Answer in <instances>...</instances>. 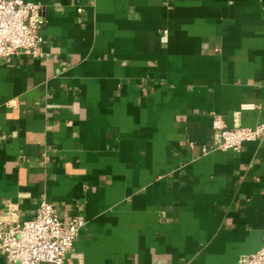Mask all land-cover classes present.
I'll use <instances>...</instances> for the list:
<instances>
[{
  "label": "crops",
  "instance_id": "crops-1",
  "mask_svg": "<svg viewBox=\"0 0 264 264\" xmlns=\"http://www.w3.org/2000/svg\"><path fill=\"white\" fill-rule=\"evenodd\" d=\"M39 54L0 60V217L86 220L79 264H238L264 229V0H30ZM249 105V106H243ZM0 264H6L0 253Z\"/></svg>",
  "mask_w": 264,
  "mask_h": 264
},
{
  "label": "built area",
  "instance_id": "built-area-1",
  "mask_svg": "<svg viewBox=\"0 0 264 264\" xmlns=\"http://www.w3.org/2000/svg\"><path fill=\"white\" fill-rule=\"evenodd\" d=\"M45 23L39 2L0 0V60L20 53L38 55ZM212 128L217 149L239 151L245 142L264 140V120L255 126H228L216 114ZM85 223L81 216L61 219L54 204L41 199L32 218L11 221L0 217V253L6 264H79L69 253ZM238 264H264V229L259 247L241 255Z\"/></svg>",
  "mask_w": 264,
  "mask_h": 264
}]
</instances>
